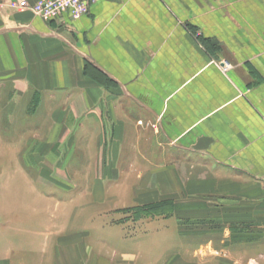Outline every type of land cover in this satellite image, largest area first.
Segmentation results:
<instances>
[{
  "label": "crops",
  "instance_id": "obj_1",
  "mask_svg": "<svg viewBox=\"0 0 264 264\" xmlns=\"http://www.w3.org/2000/svg\"><path fill=\"white\" fill-rule=\"evenodd\" d=\"M36 1L0 0V264H20L35 237L47 240V255L59 251L49 241L59 244L60 232L13 223L16 183L44 194L51 176L66 175L67 144L83 128H93L92 159L105 140L115 158L140 122L154 136L134 135L130 149L155 166L166 150L181 151L215 178L187 186L210 196L202 229L179 234L177 215L160 216L171 225L139 234L154 239L139 242L140 255L157 248L151 264H264V0H101L61 25L21 9ZM28 109L38 118L19 130Z\"/></svg>",
  "mask_w": 264,
  "mask_h": 264
},
{
  "label": "rangeland",
  "instance_id": "obj_2",
  "mask_svg": "<svg viewBox=\"0 0 264 264\" xmlns=\"http://www.w3.org/2000/svg\"><path fill=\"white\" fill-rule=\"evenodd\" d=\"M18 113L19 130L22 124L38 118V111L31 109ZM136 124L130 139L119 144L115 158L108 157L109 150L115 149L114 143L105 140L98 143V152L103 156L92 159L90 131L93 128H83L82 140L67 144L72 153L66 157V175L50 177L51 185L42 190L47 195L16 183L13 193L17 195L14 207L17 213L13 223L29 233L50 230L60 232L61 237L59 244L54 237L50 238L49 242H55L59 250L55 255L44 253L43 244L47 240L35 237L29 255L20 264H151L157 258V248L152 254L141 256L138 244L142 241L149 246L154 239L141 240L139 234H152L165 229L164 225H171L158 217L177 215L173 230L179 234L185 235L188 229H202L205 225L202 200L210 196L187 190V186L192 182L202 183L203 179H215L203 172L206 161L188 158L181 151L171 155L166 150L171 156L157 159L161 164L155 166L154 159L145 160L137 149H130L135 144L138 147V143H130L134 135L154 136L153 126ZM26 145L31 149L32 143ZM92 161L97 162L93 174L90 173ZM32 177L38 181L40 176L32 174ZM187 201L196 205L187 206ZM172 257L174 260L169 262L168 257L167 264L186 263L185 256Z\"/></svg>",
  "mask_w": 264,
  "mask_h": 264
},
{
  "label": "built area",
  "instance_id": "obj_3",
  "mask_svg": "<svg viewBox=\"0 0 264 264\" xmlns=\"http://www.w3.org/2000/svg\"><path fill=\"white\" fill-rule=\"evenodd\" d=\"M101 0H37L35 3H21V9L31 10L37 17L47 24H63L64 16L70 21H77L89 13L92 5ZM221 70L229 68L230 64H217Z\"/></svg>",
  "mask_w": 264,
  "mask_h": 264
}]
</instances>
